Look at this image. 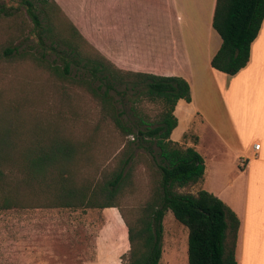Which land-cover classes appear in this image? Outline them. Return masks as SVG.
<instances>
[{
	"label": "trees",
	"instance_id": "16d2710c",
	"mask_svg": "<svg viewBox=\"0 0 264 264\" xmlns=\"http://www.w3.org/2000/svg\"><path fill=\"white\" fill-rule=\"evenodd\" d=\"M21 4L31 22L26 26L36 38L34 51L29 49L17 57L16 46L4 47L3 56L29 60L40 67L42 74L51 72L60 81L78 86L98 103L101 117L90 132L79 138H74L69 130L61 132L58 125L28 126L25 113L19 110L27 104L4 90L0 102V209L116 207L127 227L129 243L128 251L120 256V264H159L162 222L169 210L187 229V264H237L234 249L239 220L234 211L205 189L195 193L178 190L199 183L204 174V160L198 151L170 139L177 125V101L191 100L188 81L180 76L118 68L81 34L54 0H21ZM263 18L264 0H216L212 27L221 44L211 58V66L228 76L243 68ZM45 48L61 62L34 55L35 50ZM73 65L83 67L84 72L73 74ZM42 82L37 83L41 86H33H38L43 97ZM141 98L161 104L155 121L150 122L139 113ZM104 119L110 121L122 140L114 165L102 166L100 170L90 150ZM141 149L150 154L156 168L149 164V196L137 216L130 218L118 200L127 187L133 189L132 178L143 155ZM34 181L41 188L40 192L34 191L32 198L44 196L50 200L48 203L28 199L26 188Z\"/></svg>",
	"mask_w": 264,
	"mask_h": 264
},
{
	"label": "crops",
	"instance_id": "0c3cea01",
	"mask_svg": "<svg viewBox=\"0 0 264 264\" xmlns=\"http://www.w3.org/2000/svg\"><path fill=\"white\" fill-rule=\"evenodd\" d=\"M54 1L118 68L188 81L191 100L177 101V125L170 139L198 151L200 138L187 137L197 120V126L206 128L221 149L234 156L233 175L220 158L209 164L204 158L200 182L238 217L236 263L264 264V18L250 44L247 64L228 76L210 64L221 44L212 27L216 0ZM214 91L220 93L223 108L219 119L205 110L204 101ZM254 143H259L258 149ZM240 159L246 161L244 167Z\"/></svg>",
	"mask_w": 264,
	"mask_h": 264
},
{
	"label": "rangeland",
	"instance_id": "374dc122",
	"mask_svg": "<svg viewBox=\"0 0 264 264\" xmlns=\"http://www.w3.org/2000/svg\"><path fill=\"white\" fill-rule=\"evenodd\" d=\"M0 7L3 8L0 12V102L4 98V90L17 95L19 100L22 98L27 105L19 110L25 113L24 121L28 126L58 125L61 132L69 130L74 138L90 132L101 117L96 101L78 86L60 81L51 72L42 74L40 67L37 68L29 60L18 61L15 57L3 56L4 47L16 46L14 55L17 57L21 52L33 50L36 38L26 26L31 22L21 0H0ZM46 42L49 43L48 40ZM42 53H45L44 57ZM34 55L43 60L61 62L54 52H48L46 48L44 51L35 50ZM71 72L81 75L84 70L81 66L73 65ZM40 80L45 82L43 97L37 90L41 86L37 84ZM220 98V93L214 91L211 99L204 101L210 118L219 119L222 116ZM129 104L130 101L124 107L128 108ZM138 107L139 113L153 122L161 104L141 98ZM123 118L126 119V114ZM220 119L222 121V117ZM197 124L195 120L187 137L193 140L198 136L201 140L198 152L203 159L209 164L210 160L220 158L226 171L233 175L234 156L224 152L209 131ZM121 140L110 121L104 119L97 132V142L90 150L92 160L100 170L102 166L111 168L114 165ZM140 152L143 155L132 178L133 189L131 191L127 187L125 195L118 200L130 218L137 216L138 209L148 198L152 180L149 166L152 164L151 156L143 149ZM152 168L155 170L156 166ZM31 183L26 188L28 199L31 198L33 203H48L50 200L44 196H39L38 200L32 198L34 191L40 192L41 186L35 181L33 185ZM199 183L178 190L195 193L198 189H205L204 183ZM162 224V256L159 264H187V229L175 220L169 210L165 212ZM128 249L127 227L116 207L0 209V264H120V256Z\"/></svg>",
	"mask_w": 264,
	"mask_h": 264
},
{
	"label": "built area",
	"instance_id": "2783aa9c",
	"mask_svg": "<svg viewBox=\"0 0 264 264\" xmlns=\"http://www.w3.org/2000/svg\"><path fill=\"white\" fill-rule=\"evenodd\" d=\"M253 148H254V149H258V148H259V143H254V144H253ZM239 161H240V162H239V166H240V167H244L245 164H246V161H245V160H242V159H240Z\"/></svg>",
	"mask_w": 264,
	"mask_h": 264
}]
</instances>
